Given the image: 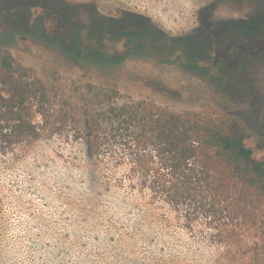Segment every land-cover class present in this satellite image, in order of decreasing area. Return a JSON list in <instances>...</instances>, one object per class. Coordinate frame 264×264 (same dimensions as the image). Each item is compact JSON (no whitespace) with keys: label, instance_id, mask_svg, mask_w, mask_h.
Wrapping results in <instances>:
<instances>
[{"label":"rangeland","instance_id":"374dc122","mask_svg":"<svg viewBox=\"0 0 264 264\" xmlns=\"http://www.w3.org/2000/svg\"><path fill=\"white\" fill-rule=\"evenodd\" d=\"M240 2L0 0V46L56 87L41 138L0 142V264H247L223 250L204 216L170 204L142 167V155L158 165L156 143L89 145L92 119L126 117L133 131L135 115L156 105L237 114L254 157H264V55L210 49ZM133 31L136 44L118 42Z\"/></svg>","mask_w":264,"mask_h":264},{"label":"trees","instance_id":"16d2710c","mask_svg":"<svg viewBox=\"0 0 264 264\" xmlns=\"http://www.w3.org/2000/svg\"><path fill=\"white\" fill-rule=\"evenodd\" d=\"M54 89L55 85L45 83L0 46L3 145L32 143L41 138V129L53 117L50 109ZM153 108L135 115L139 121L133 131L123 127L128 123L126 117L92 119L90 149L96 151L101 141H120L125 147L156 143L162 155L157 166H152L146 155L138 160L154 173L170 204H182L190 214L204 216L213 238L234 258H245L247 264H264V157L255 158L247 145L250 130L230 111L204 115L203 111ZM71 116L68 107L60 115L64 124ZM36 117L43 125L35 122ZM105 121L110 124L102 132Z\"/></svg>","mask_w":264,"mask_h":264},{"label":"flooded vegetation","instance_id":"af4514ba","mask_svg":"<svg viewBox=\"0 0 264 264\" xmlns=\"http://www.w3.org/2000/svg\"><path fill=\"white\" fill-rule=\"evenodd\" d=\"M239 1V0H235ZM244 1V2H243ZM242 4V8L234 7L231 12V16L226 21L221 22L220 29L222 32L226 33L223 38L216 41L214 46L209 47L213 50L212 54L214 55H224V56H240V55H249V54H259L264 55V10L261 9L259 11L258 0H242L240 2ZM250 7V8H249ZM249 8V9H248ZM212 11L210 9H206L202 20L206 26H209V18H211ZM235 13H240L239 15H235ZM233 14V15H232ZM146 28V27H145ZM142 30V29H141ZM232 33L228 36L227 33ZM259 32H261L259 34ZM130 33V32H129ZM138 33V31H137ZM135 31L130 34L121 33L120 39L118 42H122L123 38L128 39L129 45L136 44V40H131L132 36H134ZM140 34V32H139ZM143 34V32H142ZM129 35V36H128ZM261 35V36H260ZM215 40V39H214ZM119 43V44H120ZM118 43H113V49H116ZM261 46V47H259ZM96 51L104 50L106 48L108 50L109 46L104 42L98 43V46H95ZM129 48V47H128ZM100 49V50H99ZM102 56V58H106V52H98V55ZM116 53V54H115ZM113 55H110V58L115 56L116 61L120 62V58H118V53L115 52Z\"/></svg>","mask_w":264,"mask_h":264}]
</instances>
